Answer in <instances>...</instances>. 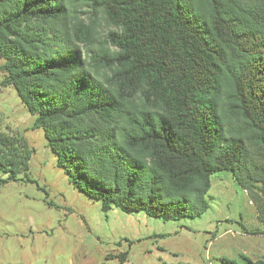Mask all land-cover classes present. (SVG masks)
Wrapping results in <instances>:
<instances>
[{
    "label": "trees",
    "instance_id": "16d2710c",
    "mask_svg": "<svg viewBox=\"0 0 264 264\" xmlns=\"http://www.w3.org/2000/svg\"><path fill=\"white\" fill-rule=\"evenodd\" d=\"M72 1L0 0V57L74 188L179 220L207 210L215 172L264 183V0H82L115 27L101 41ZM30 155L0 131V185ZM242 259L220 260L264 264Z\"/></svg>",
    "mask_w": 264,
    "mask_h": 264
},
{
    "label": "rangeland",
    "instance_id": "374dc122",
    "mask_svg": "<svg viewBox=\"0 0 264 264\" xmlns=\"http://www.w3.org/2000/svg\"><path fill=\"white\" fill-rule=\"evenodd\" d=\"M72 4L96 41L115 29L99 9ZM0 57V131L23 137L28 169L0 185V264H223L264 258V183L243 188L229 170L210 176L208 208L196 217L163 220L126 213L77 190L56 165L42 129L12 85ZM6 173L0 169V178ZM123 253L125 260L118 255ZM122 254V255H123Z\"/></svg>",
    "mask_w": 264,
    "mask_h": 264
},
{
    "label": "crops",
    "instance_id": "0c3cea01",
    "mask_svg": "<svg viewBox=\"0 0 264 264\" xmlns=\"http://www.w3.org/2000/svg\"><path fill=\"white\" fill-rule=\"evenodd\" d=\"M253 259H255V258H253Z\"/></svg>",
    "mask_w": 264,
    "mask_h": 264
}]
</instances>
